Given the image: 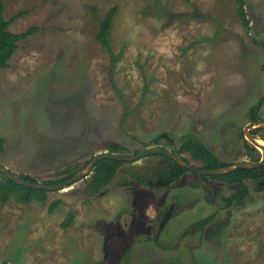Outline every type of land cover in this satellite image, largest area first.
<instances>
[{
  "label": "rangeland",
  "instance_id": "obj_1",
  "mask_svg": "<svg viewBox=\"0 0 264 264\" xmlns=\"http://www.w3.org/2000/svg\"><path fill=\"white\" fill-rule=\"evenodd\" d=\"M244 1L250 34L263 40L264 0ZM113 6L108 51L95 35ZM3 7L6 19L27 11L9 31L41 27L0 68V164L14 173L42 182L67 166L82 169L111 143L135 154L172 150L187 137L226 164L260 160L240 133L264 94V50L251 42L234 0H3ZM162 164L155 156L125 163L96 196L80 180L49 192L45 204H0V262L264 264V189L246 180L245 205L226 208L230 190L218 179L188 171L175 183H142ZM54 199L64 204L48 212ZM69 211L72 223L62 228ZM212 213L203 230L194 228Z\"/></svg>",
  "mask_w": 264,
  "mask_h": 264
},
{
  "label": "trees",
  "instance_id": "obj_2",
  "mask_svg": "<svg viewBox=\"0 0 264 264\" xmlns=\"http://www.w3.org/2000/svg\"><path fill=\"white\" fill-rule=\"evenodd\" d=\"M236 5V13L247 33L251 42L264 50V39L258 40L250 34L252 29L250 18L247 15L244 0H234ZM116 7L109 8L103 18L98 22V29L95 35V39L100 43V45L111 50V45L109 42V30L115 15ZM4 7L3 0H0V68L5 69L9 67V60L11 59L14 51L17 48V43L21 40L26 39L28 36L36 33L41 29L39 26H30L26 30L20 33H13L8 30V26L14 22L16 19L25 16L26 10H21L15 15L6 19L3 15ZM112 55V54H111ZM112 59V56H111ZM264 69V64L261 65ZM264 105V94L261 95L258 100L248 108L247 118L248 121L262 120L260 116V109ZM124 119H122V123ZM121 126V125H120ZM260 129L252 130L251 133L257 134ZM242 139H244L242 132L240 133ZM163 135L156 136L153 141L155 144L159 143ZM4 138L0 136V154L4 151ZM244 147L247 152L256 150L252 145H250L244 139ZM107 152L109 153H123L127 151V147L122 144L111 143L107 145ZM177 154L181 155L184 160L190 162L183 154H188L190 158L194 161L200 162V167L204 169H215L223 167L229 164L221 162L218 160L216 155L211 151V149L206 146L200 140L192 137H187L181 140L177 148L172 149ZM159 157L163 160L162 166L154 173L152 177L143 179L142 183L148 186L157 187L160 182H177L184 173L188 170L181 165H179L174 160L170 159L164 155H151ZM150 157V156H149ZM129 163V161H119L112 159H102L98 161L92 168L91 173L82 179L84 182V191L89 196H96L101 193V191L111 182L113 177L116 175L118 170L123 164ZM87 161L85 162V165ZM80 170L76 166H67L62 168L56 173V177L53 179L43 180L41 183L48 185L58 184L65 179L73 176L77 171ZM18 176L24 180L36 182L35 179L25 175L18 174ZM202 180L206 178H214L225 182L226 187L230 190V194L223 198L224 206L226 208L235 206L236 208H242L245 205L246 197L249 194L248 187L245 183L246 180H250L254 183L256 191H262L264 189V165L258 168L243 167L234 170L233 172L220 174V175H200ZM51 191L43 189H33L24 187L14 183L12 180L5 177L0 173V204L4 205L10 201L18 204L28 205L33 201L45 204L48 199V193ZM64 204L62 199H54L48 204V212L53 211L59 205ZM216 213H212L207 217L198 220L194 224L195 229L203 230L207 224H209ZM73 212L69 211L61 223L62 228H67L72 223ZM0 264H9L6 261H1Z\"/></svg>",
  "mask_w": 264,
  "mask_h": 264
},
{
  "label": "water",
  "instance_id": "obj_3",
  "mask_svg": "<svg viewBox=\"0 0 264 264\" xmlns=\"http://www.w3.org/2000/svg\"><path fill=\"white\" fill-rule=\"evenodd\" d=\"M262 127H264V120L249 121L242 130L244 139L250 145L259 149L261 152V158L257 162L242 160L215 169H204L201 168L200 166L193 165L191 162H187L186 160H184V158H182L181 155L177 154L173 150L165 149L162 147H149L135 154H119V153H109V152H102L96 154L87 162V164L82 169L78 170L77 173H75L73 176L54 185H48L41 182H32V181L24 180L20 178L18 174L14 173L13 171H11L2 164H0V173L18 185H22L24 187L33 188V189H43L51 192L65 190L66 188L72 186L74 183L87 177L91 173L93 166L102 159H112V160L131 162L151 155H164L174 160L179 165L186 168L188 171L196 173L199 176L226 174L243 167L258 168L264 165V144L260 142V138L257 135L251 133L252 130L259 129ZM170 210L171 208L163 215L160 222V226H162L166 222L167 218L170 216Z\"/></svg>",
  "mask_w": 264,
  "mask_h": 264
},
{
  "label": "flooded vegetation",
  "instance_id": "obj_4",
  "mask_svg": "<svg viewBox=\"0 0 264 264\" xmlns=\"http://www.w3.org/2000/svg\"><path fill=\"white\" fill-rule=\"evenodd\" d=\"M170 208H171V210H170V214H171L172 209H173V204H171V205L167 208V210L164 212V214H165ZM164 214H163V215H164ZM159 228H161V227H160V223H159Z\"/></svg>",
  "mask_w": 264,
  "mask_h": 264
},
{
  "label": "crops",
  "instance_id": "obj_5",
  "mask_svg": "<svg viewBox=\"0 0 264 264\" xmlns=\"http://www.w3.org/2000/svg\"><path fill=\"white\" fill-rule=\"evenodd\" d=\"M3 153H4V152H3ZM3 153H2V154H3ZM2 154H0V155H2ZM13 172H14V171H13Z\"/></svg>",
  "mask_w": 264,
  "mask_h": 264
}]
</instances>
